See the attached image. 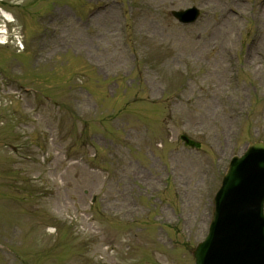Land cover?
I'll return each instance as SVG.
<instances>
[{
  "label": "rangeland",
  "instance_id": "1",
  "mask_svg": "<svg viewBox=\"0 0 264 264\" xmlns=\"http://www.w3.org/2000/svg\"><path fill=\"white\" fill-rule=\"evenodd\" d=\"M2 3L0 264H193L264 142V0Z\"/></svg>",
  "mask_w": 264,
  "mask_h": 264
},
{
  "label": "water",
  "instance_id": "2",
  "mask_svg": "<svg viewBox=\"0 0 264 264\" xmlns=\"http://www.w3.org/2000/svg\"><path fill=\"white\" fill-rule=\"evenodd\" d=\"M263 201L264 145L251 144L231 160L208 238L193 252L196 264H264Z\"/></svg>",
  "mask_w": 264,
  "mask_h": 264
},
{
  "label": "bare ground",
  "instance_id": "3",
  "mask_svg": "<svg viewBox=\"0 0 264 264\" xmlns=\"http://www.w3.org/2000/svg\"><path fill=\"white\" fill-rule=\"evenodd\" d=\"M8 17V15H6Z\"/></svg>",
  "mask_w": 264,
  "mask_h": 264
}]
</instances>
